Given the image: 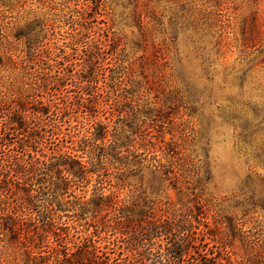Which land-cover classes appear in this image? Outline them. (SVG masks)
<instances>
[{
    "label": "rangeland",
    "instance_id": "rangeland-1",
    "mask_svg": "<svg viewBox=\"0 0 264 264\" xmlns=\"http://www.w3.org/2000/svg\"><path fill=\"white\" fill-rule=\"evenodd\" d=\"M0 159V264L138 257L153 210L264 264V0H0Z\"/></svg>",
    "mask_w": 264,
    "mask_h": 264
},
{
    "label": "trees",
    "instance_id": "trees-1",
    "mask_svg": "<svg viewBox=\"0 0 264 264\" xmlns=\"http://www.w3.org/2000/svg\"><path fill=\"white\" fill-rule=\"evenodd\" d=\"M8 219L10 220L8 231L18 240L27 254L30 255L46 247L44 244L48 242L51 231L41 233V228L38 226L32 232L27 231L18 212L11 213ZM188 220L176 216L158 217L154 210L151 211L150 216L142 214V218L137 222L138 234L130 238L128 244L129 251L138 257L129 260L118 259L110 254L99 256L94 243L89 241L78 247L74 253H69L66 249L62 252V256L54 250L47 253L49 260L56 256L57 264H187L191 260L197 261L194 256L197 254L194 232ZM53 234L55 235V232ZM139 258L143 262H139Z\"/></svg>",
    "mask_w": 264,
    "mask_h": 264
}]
</instances>
